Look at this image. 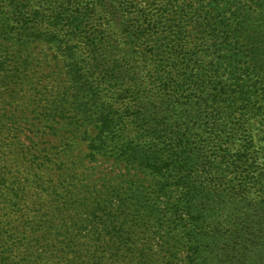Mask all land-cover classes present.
<instances>
[{
    "label": "trees",
    "instance_id": "obj_1",
    "mask_svg": "<svg viewBox=\"0 0 264 264\" xmlns=\"http://www.w3.org/2000/svg\"><path fill=\"white\" fill-rule=\"evenodd\" d=\"M0 38L67 57L89 155L125 163L121 202L169 229L181 264H264V0H0ZM8 167L0 158V264H86L56 223L69 208L47 207L63 182ZM107 217L102 231L132 229ZM127 237L102 261L148 264L149 239Z\"/></svg>",
    "mask_w": 264,
    "mask_h": 264
},
{
    "label": "rangeland",
    "instance_id": "obj_2",
    "mask_svg": "<svg viewBox=\"0 0 264 264\" xmlns=\"http://www.w3.org/2000/svg\"><path fill=\"white\" fill-rule=\"evenodd\" d=\"M69 64L53 44L22 45L0 38V158L11 160L15 167L8 169L22 171L23 179L33 178L50 167L56 175L52 177L54 182L61 181L64 185L70 181L74 185L75 195L64 191L62 185L47 199L57 200V206L47 203V207L59 209L62 201L69 208L66 212L69 221L62 218L66 214H58L56 223L64 229L71 226L72 250L81 251L86 264H106L102 261L105 249L124 248L115 242L118 235H125L127 240L130 235L140 243L142 236L147 237L148 264H181L177 258L184 259L186 253L164 246L171 237L169 229L160 226L162 222L154 216L143 219L145 213L141 214L138 206L121 202L128 197L130 185L131 172L125 163L111 154H98L96 161L89 155L87 141L83 139L85 128L81 127L83 115L77 109L76 92L67 73ZM91 135H95L93 130ZM147 186L148 192L155 194L154 187L149 183ZM98 202L102 203L101 209L110 207L107 220L121 221L124 225L130 220L132 229L111 224L102 231L98 222L107 215L87 214V209L92 212L94 207L98 208ZM58 229L55 227L54 231ZM120 261L116 264L138 262L133 256L128 259V255Z\"/></svg>",
    "mask_w": 264,
    "mask_h": 264
}]
</instances>
